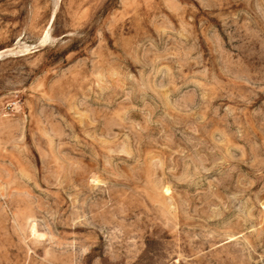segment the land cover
Segmentation results:
<instances>
[{
    "label": "rangeland",
    "instance_id": "obj_1",
    "mask_svg": "<svg viewBox=\"0 0 264 264\" xmlns=\"http://www.w3.org/2000/svg\"><path fill=\"white\" fill-rule=\"evenodd\" d=\"M2 50L0 264H264V0H0Z\"/></svg>",
    "mask_w": 264,
    "mask_h": 264
},
{
    "label": "bare ground",
    "instance_id": "obj_2",
    "mask_svg": "<svg viewBox=\"0 0 264 264\" xmlns=\"http://www.w3.org/2000/svg\"><path fill=\"white\" fill-rule=\"evenodd\" d=\"M3 51H4V50L0 51V55L2 54ZM7 51H8V50H7Z\"/></svg>",
    "mask_w": 264,
    "mask_h": 264
}]
</instances>
